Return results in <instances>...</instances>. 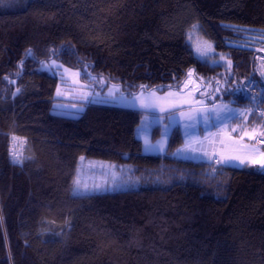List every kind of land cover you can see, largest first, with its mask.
Wrapping results in <instances>:
<instances>
[{
    "label": "trees",
    "instance_id": "1",
    "mask_svg": "<svg viewBox=\"0 0 264 264\" xmlns=\"http://www.w3.org/2000/svg\"><path fill=\"white\" fill-rule=\"evenodd\" d=\"M195 25L227 67L195 54ZM250 38L263 48L245 46ZM261 56L264 0H0V264H264L263 169L213 173L177 157V128L164 154H144L135 109L54 114L59 78L40 68L57 61L125 95L179 87L190 71L264 89ZM225 97L260 106L250 84ZM12 139L24 145L20 163ZM81 157L128 167L127 184L75 193ZM45 221L64 227L45 235Z\"/></svg>",
    "mask_w": 264,
    "mask_h": 264
},
{
    "label": "rangeland",
    "instance_id": "2",
    "mask_svg": "<svg viewBox=\"0 0 264 264\" xmlns=\"http://www.w3.org/2000/svg\"><path fill=\"white\" fill-rule=\"evenodd\" d=\"M188 41L195 54L209 64L224 67L229 65L230 62L226 56L214 51L211 43L201 36L197 25L189 30ZM262 41L261 38H250L244 45L254 48L256 45L261 46ZM260 58L264 60V56ZM260 63L261 61H258V65ZM40 68L59 78L52 108L54 114L76 117L88 103L115 105L138 110L140 112L139 123L135 128V136L140 140L144 154H164L171 132L173 128H177L182 138V145L174 153L182 158L191 157L194 144L201 139L210 136L214 132H229L231 137L237 138V141L241 140L242 144L233 146L229 154L219 156V160L227 156L236 157L237 160L234 163L238 166L235 168L258 167L264 170L260 163H254V161L264 160V127L262 122L257 119L258 117L261 119L264 117L254 111L253 104L248 102L236 104L222 95L214 101L209 100L208 95L215 93L217 88L225 89L223 84L222 86L219 84L216 86L211 79H204L192 73L191 77L186 76L179 87L160 91H156L157 89L140 90L137 94L125 95L120 92L118 86L108 84L104 80L102 85L88 83L81 78L80 70L69 68L57 61L43 62L40 64ZM261 71L264 78V68ZM168 93H174L175 95L169 99H174L176 104L182 106L161 113L160 108L167 109L169 104L158 98H164ZM121 97H124V99L122 100ZM201 101L204 103H201ZM148 102H151L153 107H143ZM213 103L216 106L226 104L229 111L222 112L221 119H216L215 114H211L207 123L199 117V114H197V119L194 121L189 122L185 119L192 110L205 107L211 108ZM252 113L257 118L253 117ZM168 116H171L176 123L172 124L168 120ZM157 121L159 122L157 123ZM169 124L171 126L167 127V131H165L166 126ZM257 135L262 139L260 144L254 142ZM145 140L150 144L162 143L164 148L159 152H146ZM11 143L15 149V160L20 161L23 156L20 150L23 149L24 145L17 139H12ZM81 158L82 165H86L81 166L76 175L74 191L77 194L121 190L122 188L117 185L119 183L117 181L123 178L127 180L126 177L131 175L128 167H121L122 165L114 167L115 164L103 160ZM241 160L244 161L243 164L239 163ZM62 228L50 221H45L42 231L45 235H58Z\"/></svg>",
    "mask_w": 264,
    "mask_h": 264
},
{
    "label": "snow or ice",
    "instance_id": "3",
    "mask_svg": "<svg viewBox=\"0 0 264 264\" xmlns=\"http://www.w3.org/2000/svg\"><path fill=\"white\" fill-rule=\"evenodd\" d=\"M189 77L192 76V72H189ZM230 79V77H229ZM227 83V81H225ZM248 84H251V81L246 82V84H241L239 87H237L234 90H229V89H221V88H217L215 93L209 94L208 95V99L214 101L215 99L220 98V96H228L233 94V92H237V93H242L245 91L246 86ZM143 87V86H141ZM162 89H157L156 91H160ZM203 94V93H201ZM175 94L174 93H168V95L164 98H158V99H162L163 101L167 102L169 104V108H164L161 107L160 111L161 113H165V112H169L171 111L173 108L176 107H180L182 105H178L176 104L174 99H169L170 97H173ZM195 99V97H193ZM121 99L123 100L124 97H121ZM102 102V101H101ZM186 103V102H185ZM201 103H204L203 101H201ZM143 107L145 108H151L153 107V104L151 102H148L146 104L143 105ZM229 111L228 106L226 104H221L220 106H216L213 103V106L211 108L205 107L203 109H194L192 110L186 117L185 119L188 120L189 122L194 121L197 119V114H199V117L202 118L204 120L205 123L208 122L210 115L211 114H215V118L216 119H221V113L222 112H227ZM169 121H171L172 124H175L176 121L173 120V118L171 116L167 117ZM161 119H163V117H161ZM159 121H157L158 123ZM171 124L166 126L165 131H167V127H170ZM164 148L162 143H157V144H150L147 140H145V151L146 152H159L162 151ZM214 158V157H213ZM237 160L236 157H223L220 160L217 161L218 164L222 165L223 167H237L238 165H236L234 162ZM240 164H243L244 161H239ZM254 163H260L262 167H264V160H261L259 162H255ZM86 188V186H85Z\"/></svg>",
    "mask_w": 264,
    "mask_h": 264
},
{
    "label": "built area",
    "instance_id": "4",
    "mask_svg": "<svg viewBox=\"0 0 264 264\" xmlns=\"http://www.w3.org/2000/svg\"><path fill=\"white\" fill-rule=\"evenodd\" d=\"M250 87L253 89V93L256 97L259 98L260 102V106L257 107L256 112L264 117V89H259L258 87L255 88V83L253 81H251ZM254 141L255 143H262V139L258 135L255 136ZM241 144V140L237 141V138L231 137L229 132H214L210 136L203 138L195 143L194 151L191 157L187 159L206 161L211 165L212 172L215 173L221 167V165L217 163V161L219 160V156L229 154L233 146ZM11 146V153L14 162L20 163L21 160H15V149L12 143ZM20 151H22V149Z\"/></svg>",
    "mask_w": 264,
    "mask_h": 264
},
{
    "label": "crops",
    "instance_id": "5",
    "mask_svg": "<svg viewBox=\"0 0 264 264\" xmlns=\"http://www.w3.org/2000/svg\"><path fill=\"white\" fill-rule=\"evenodd\" d=\"M264 68V63H263V61L258 65L257 64V67H256V73L258 74V77H259V81H260V83H261V85H259V86H261V87H264V78L262 77L263 75L261 74V70ZM262 126L264 127V122L262 123ZM263 143H264V141H263ZM176 156L178 155V154H175ZM179 156V155H178ZM177 156V157H178ZM82 158H80V161H79V166H78V170H79V168L81 167V166H85L86 164H83L82 165V160H81ZM86 161V160H85ZM114 167H119V166H117V165H115ZM122 167V166H121ZM262 169V168H261ZM102 174H103V172H102ZM117 182H119L117 185L118 186H123V185H126L127 184V180L125 179V178H123V179H121V180H119V181H117ZM116 185V184H115Z\"/></svg>",
    "mask_w": 264,
    "mask_h": 264
},
{
    "label": "bare ground",
    "instance_id": "6",
    "mask_svg": "<svg viewBox=\"0 0 264 264\" xmlns=\"http://www.w3.org/2000/svg\"><path fill=\"white\" fill-rule=\"evenodd\" d=\"M262 61V60H261ZM251 81H253L254 83H255V81L254 80H251ZM256 84V83H255ZM257 87H258V85H257ZM21 141V140H20ZM22 142V141H21Z\"/></svg>",
    "mask_w": 264,
    "mask_h": 264
}]
</instances>
